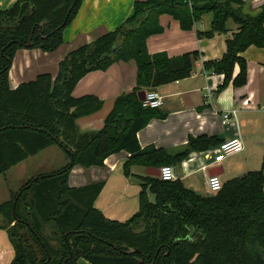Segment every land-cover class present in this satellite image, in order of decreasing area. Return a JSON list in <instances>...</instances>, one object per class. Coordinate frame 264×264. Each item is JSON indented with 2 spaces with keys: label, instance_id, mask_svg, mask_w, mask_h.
Segmentation results:
<instances>
[{
  "label": "trees",
  "instance_id": "trees-1",
  "mask_svg": "<svg viewBox=\"0 0 264 264\" xmlns=\"http://www.w3.org/2000/svg\"><path fill=\"white\" fill-rule=\"evenodd\" d=\"M81 1L17 0L11 8L0 9V176L51 146L69 158L67 165L32 178L19 189V196L12 193L0 205V229L7 231L14 252L10 264H77L80 259L89 264H264L262 168L222 183L221 190L209 196L196 194L178 180L146 177L139 209L124 222L109 220L94 207L102 182L78 188L67 184L74 166H102L120 151L129 154L123 164L128 175L134 165L161 168L179 163L191 152L218 147L219 139L200 136L190 138L174 154L140 148L136 134L164 115L143 108L138 94L189 77L198 59L197 52L175 58L164 53L150 56L146 40L162 31L158 22L162 14L190 30L210 13V31L197 32L205 38L226 35L231 19L238 28L225 40L222 57L204 62L203 68L223 76L216 93L229 84L241 88L247 83V65L240 54L250 46L264 48V5L251 16L242 12L239 0L135 2L124 23L69 52L55 75L42 73L11 89L8 73L16 51H55ZM119 61L135 62L136 87L114 100L99 131L80 133L77 120L99 111L102 103L93 96L72 97L75 85L86 74ZM235 65L239 71L233 77ZM147 187L153 203L147 199Z\"/></svg>",
  "mask_w": 264,
  "mask_h": 264
},
{
  "label": "crops",
  "instance_id": "crops-1",
  "mask_svg": "<svg viewBox=\"0 0 264 264\" xmlns=\"http://www.w3.org/2000/svg\"><path fill=\"white\" fill-rule=\"evenodd\" d=\"M16 1L0 0V9L7 10ZM143 1L145 0H82L75 17L62 32V44L55 51L44 53L40 49L27 48L16 51L8 73L10 88L15 89L42 73L55 75L58 63L69 52L117 29L132 15L134 3ZM239 1L242 3V12L251 16L256 15L264 5V0ZM211 21L212 15L204 14L192 29L183 30L172 16H159L162 31L147 38L148 55L164 53L168 58H175L197 52L198 59L194 62L189 77L151 90L161 97L158 111L164 116L151 119L136 134L141 149L154 147L164 149L169 154L182 150L190 138L215 137L222 143L239 138L243 150L220 163H214L213 160L218 148L215 147L202 152H191L179 163L169 165L173 169L175 180L200 196L210 195L205 181L212 170H216L222 183L260 168L264 172V48L250 46L240 54L247 65L245 86L235 88L229 84L223 91L216 93L223 76L205 71L203 63L222 57L225 40L238 26L229 19L226 22V35L198 37L197 32L210 31ZM238 71L239 67L235 65L233 77ZM135 77V62L119 61L106 70L92 71L80 79L72 91V97L93 96L102 106L96 113L77 120L79 132L99 131L114 100L136 87ZM225 112L235 114L223 125L220 116ZM128 157L127 152L120 151L108 156L102 166H74L68 175L67 184L70 188H78L102 182L94 207L105 218L124 222L139 209L141 186L145 184L143 179L153 177L147 174L149 168L137 165L131 166L129 174L125 175L123 164ZM22 164L24 163H19L10 170L18 171L23 168ZM20 174L18 173V178H25L26 175ZM24 181L18 182L16 187L0 182V205L8 202L11 194L18 192ZM148 189L147 187V199L153 203L154 195ZM13 257L8 233L0 229V264H10ZM77 264L89 263L80 259Z\"/></svg>",
  "mask_w": 264,
  "mask_h": 264
},
{
  "label": "built area",
  "instance_id": "built-area-1",
  "mask_svg": "<svg viewBox=\"0 0 264 264\" xmlns=\"http://www.w3.org/2000/svg\"><path fill=\"white\" fill-rule=\"evenodd\" d=\"M161 97L155 91H149L145 93L141 105L143 108L158 109L161 106ZM234 112H225L221 114V123L227 124L233 117ZM243 150L242 142L239 138L229 139L221 143L214 156V163H220L227 157L237 154ZM159 179L165 182L175 181L173 169L170 166H163L160 169ZM205 186L210 194L219 192L222 188V182L218 175H209L205 181Z\"/></svg>",
  "mask_w": 264,
  "mask_h": 264
},
{
  "label": "rangeland",
  "instance_id": "rangeland-1",
  "mask_svg": "<svg viewBox=\"0 0 264 264\" xmlns=\"http://www.w3.org/2000/svg\"><path fill=\"white\" fill-rule=\"evenodd\" d=\"M21 169L18 171L10 170L5 175L0 177V182L6 183L10 187H16L18 182H22V188L29 180L32 178H36L37 176L43 175L48 172L52 173L54 171L59 170L60 168L64 167L69 163V158L67 155L58 147L52 146L34 157H30L26 161L23 162ZM25 167V171H24ZM18 173H21L20 176H25L18 178ZM37 173H42L38 174ZM19 191V190H18ZM210 194V193H209ZM2 196H0L1 199ZM51 229L46 226L45 227V234L49 235Z\"/></svg>",
  "mask_w": 264,
  "mask_h": 264
},
{
  "label": "water",
  "instance_id": "water-1",
  "mask_svg": "<svg viewBox=\"0 0 264 264\" xmlns=\"http://www.w3.org/2000/svg\"><path fill=\"white\" fill-rule=\"evenodd\" d=\"M27 47H29V44L27 45ZM144 97H145V92H144V91H142V92H140V93L138 94V100H139L140 102L143 101ZM67 152H68V151H67ZM147 174L150 175V176H153V177L159 178V177H160V170H159V168H149V169L147 170ZM216 174H217L216 170H212V172H209V175H216ZM36 179H37V178H35L34 180H36ZM34 180H33L32 182H30L29 185L26 186L25 188H28L30 185H32L33 182H34ZM20 193H21V192H18V196L20 195ZM18 196H17V197H18ZM17 197H16V199H17ZM15 203H16V200H15V201L13 202V204H12L13 209H14V207H15ZM140 264H143V262L141 261Z\"/></svg>",
  "mask_w": 264,
  "mask_h": 264
}]
</instances>
